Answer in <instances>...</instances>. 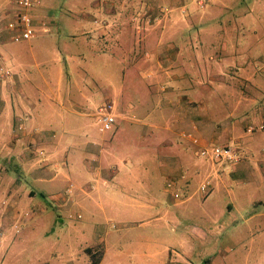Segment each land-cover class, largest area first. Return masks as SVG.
Masks as SVG:
<instances>
[{"label":"rangeland","instance_id":"obj_1","mask_svg":"<svg viewBox=\"0 0 264 264\" xmlns=\"http://www.w3.org/2000/svg\"><path fill=\"white\" fill-rule=\"evenodd\" d=\"M199 1L39 0L30 11L34 21L46 22L47 31L40 32L36 38L16 45L32 49L37 55L38 66L28 57L32 72L30 81L35 82V86L39 88L38 71L47 75L51 83L48 88L43 89L54 90L50 95L60 93L58 101L64 108L61 104L54 108L58 113L53 118L54 121L56 120L57 128L53 127L52 133L51 130L47 131V134L45 131L43 133L41 130L44 127L39 126L27 130L25 127L20 129L16 124L13 125V132L19 129L21 130L19 133L25 131L41 139L46 137L44 145H37L34 149V143L30 140L32 136L29 135L22 143V147L25 151L29 149L31 156L28 154L27 160L32 167L48 162L43 164L45 167L48 166V172L42 177L50 178L56 174L60 176L52 182L34 179L31 176L33 170L28 164L22 166V163L9 157L7 150L0 149V168L4 172L3 177H12L10 182L12 186L15 183L21 185L24 199L29 197L30 189H34L31 205L35 207L40 203L45 209L44 212H35L31 216L33 212H22L26 207L22 205L20 199L16 202L17 213L22 215L21 217L28 216V220L23 223L25 227L27 222L28 227L26 233L20 230L18 233L20 239L17 242L19 249H11L12 254L6 256L3 264L43 262L56 264L67 259L73 260L75 264H85L83 260L85 252H82L80 257L78 254L80 244L85 241L87 235L86 229L84 232H77L73 227L77 214L57 211L55 202L51 200L53 195H49L50 190L54 193L64 191L62 193L66 196L68 193L72 195L78 192L75 187L72 188L71 179L65 180L62 177L66 173L73 179L76 174L83 177L87 175L84 183L81 184L85 187L94 185V189L100 188L108 193H116L121 188H143L140 190H146L145 193L149 197L154 190L164 195L159 198L166 201L169 206V213L161 218L162 222L172 223V220L184 218V225L179 226L176 232L184 230L191 235L198 234L196 230L204 227L206 220L202 216L201 191L198 190L199 187L196 191L197 183L194 185L195 193L192 197L184 205L176 206L170 196L173 194L174 186L167 187L168 182L158 168L157 156L165 154L164 150L151 147L149 137L143 135L146 134L143 130L144 127H147L148 132H151L153 127H189L185 125V121H180L181 118L186 119L187 124H192L191 127H202L203 124H198L200 119L194 116L195 111H193L198 109L197 101L200 97L205 99L212 111L222 106L221 102L224 101L225 96L218 93L221 88L216 80L217 75L223 72L219 70L225 68L223 65L227 64L228 60L219 65L217 52L220 56L223 55L224 59L232 54L231 49L226 52L222 50L225 47L222 44L224 32L230 31L229 39L233 40L241 51L244 50L243 56L247 55V45L248 49L253 50L250 45L253 37L248 38L249 31H255L262 39L257 46L264 45V0H203L204 7L199 6ZM11 6L8 0H0V16H6ZM173 45L181 51L180 58H177L179 54L171 49ZM26 53L31 54L28 50ZM57 69L61 73L56 74ZM185 73L187 81H190V77L194 80L195 91L192 96L195 100L192 102L186 101L185 98L180 99L186 92L171 80L173 75ZM224 73L228 74V71L224 70ZM241 73L244 75L242 69L240 75ZM214 75L216 80L213 81ZM56 76L58 81L55 80ZM56 81H60L57 89ZM240 82L239 89L247 93L250 91L249 93H256L259 96L260 90L264 91V84L249 87ZM181 86L185 89L191 87L190 84ZM32 90L35 104L42 103L40 106H43L44 99L39 90L37 88ZM45 93L49 95V92ZM53 97L50 96L48 99L52 105L55 104ZM105 102L113 105L116 124L111 130L101 131L96 110ZM185 108L187 113H184ZM255 108L254 104L250 105V112L253 113ZM42 109H45V106ZM239 117L244 121V115ZM169 118L173 121L170 124H168ZM190 119L195 123L187 122ZM57 120H61V126L71 131L64 132L63 137H59L65 144L64 155L59 156L56 153L58 158L56 160L57 146L54 140H58L57 136H61ZM8 132L10 133V129ZM189 135L192 139L197 137L194 132L183 129L182 136L191 140ZM1 136L0 134V141L4 139L2 142H7L6 135L4 138ZM87 143L100 145L99 154H105L108 163L111 162V165L117 167L116 173H112L113 181L105 186L103 181L97 182L95 179L97 169L103 167V160L96 162V157L87 155L84 147ZM196 143H198L197 139L194 144ZM232 147L238 151L235 146ZM99 149L97 148L96 152ZM86 157L91 163L84 162ZM33 162L35 163L30 164ZM144 171L150 176L151 183H158L155 186L157 189L152 186L148 189ZM155 177L158 180H155ZM256 181L244 186L247 192L239 198L241 209L247 210L250 207L252 211L254 208L264 210V186L257 189L258 180ZM140 184L141 187L138 186ZM164 185L168 191L165 190ZM176 186L178 187L177 184L175 188ZM182 191L179 190L181 196H183ZM249 194L260 196L263 203L249 204L247 197ZM215 196L217 200L220 196L226 200L223 192H218ZM15 200L18 198L16 197ZM2 201L9 203L7 197L2 198L0 203ZM184 206L189 208L182 213ZM80 214L84 218L83 221L89 224L92 223L91 220L95 221L86 211ZM94 215L98 222L103 220L101 213L95 212ZM242 216H246V212L239 215L237 212L229 214L226 211L220 225L215 228L220 233L216 238L218 243L214 245L195 243L190 262L192 264H264V229L259 226L254 229L257 219L247 223L243 221ZM17 225L20 226L19 223ZM164 231L168 236L172 234L173 229L164 228ZM127 247L130 246H125ZM59 250H63L64 257H58ZM216 250L219 252L217 253ZM104 262L103 264L117 263L112 258ZM122 264H139V261L130 255Z\"/></svg>","mask_w":264,"mask_h":264},{"label":"crops","instance_id":"obj_2","mask_svg":"<svg viewBox=\"0 0 264 264\" xmlns=\"http://www.w3.org/2000/svg\"><path fill=\"white\" fill-rule=\"evenodd\" d=\"M46 31L47 28L45 30L40 28L37 35L40 32L45 33ZM229 32H224L222 44L225 47L222 50L226 52L231 49L232 54L224 59L223 55L220 56L217 52V63L222 65L225 60H228V63L223 65L224 69L219 70L223 72L221 75H217V80L215 75L212 76V80H216L220 85L221 90H217L218 93L225 96L224 101L221 102L222 106L212 111L211 107L207 106L205 99L200 97L197 101L198 109L193 111H195L194 116L200 119L198 120V124H203L202 127H191L193 126L192 124H187L186 119L183 120L181 118L180 121H185V125L189 127H153L151 132H148L147 127H144L143 130V132H146L143 135L149 137V145L151 147L164 150L165 154L157 156L159 160L158 168L160 174L164 176L165 181L169 182L171 180L173 182V193L178 192L179 194V197L170 194L176 206L184 205L192 197L193 193H195V190L193 191L195 183H197V191L203 182L209 181L208 192H200L202 216L206 220L204 227L196 230L198 234L191 235L190 232L184 230L176 232L179 226L184 225V218L172 220L171 224L169 222H162L161 218L169 213V206L166 201L159 198L163 194L160 195L154 190L151 191L149 197L145 193L146 190H140L143 188H121L116 193H108L106 190L102 191L100 188L94 189V185L85 187L84 184H81L84 183L87 175L83 177L80 174H76L74 175L77 178L74 177L75 181L66 173L62 177L65 180L71 179L72 188L75 187L78 192L72 195H68V193L66 196L62 193L64 191L54 193L50 190L49 195H53V199L51 200L55 202L54 205L57 211L63 213L74 212V214H77L78 217L73 225L77 232H84L86 229L87 235L85 241L80 244L78 254L80 257V254L85 252V257L83 258L85 264H90L91 261L90 254L86 250L87 248L92 249L95 253L101 252L98 264L105 263L104 261L109 258L116 261V264H122L130 255H133L139 261V264H192L190 256L195 243L200 244L202 242L208 245L218 243L216 238L220 233L215 228L220 225V221L226 211L229 214L237 212L239 215L242 212H246V216H242L244 222L249 223L257 219V225H254V229L256 226L264 229V210L254 208L252 211L250 207L245 210L241 209L239 205L240 196L247 192V188H244L245 185L254 183V181L257 182L256 180H258L257 189L264 186V128L260 129V125H264V91L260 90L259 96H257L256 93L251 94L249 93L250 91L247 93L238 87L240 81V83L247 84L249 87L264 84V45L257 46V43L261 42L262 39L255 31H249L248 38L253 37V41L250 43L253 50L248 49L247 45V55L243 56L244 50L241 51L238 45L229 39ZM20 42H11L4 36L0 43V65L12 72L10 77L0 78V134L2 135L1 138H4L5 135L7 138V142L5 143L2 142L4 139L0 141V145H2L0 149L2 151L7 150L9 157L16 162L22 163L23 166L24 164L29 165L27 159H29L28 154L30 155L29 149L25 151L22 147V143L26 141L25 138L31 135L30 140L33 141V147L36 149L37 145H44L46 137L41 139L31 133H25V131L19 133L21 131L19 129L13 132V125H19L20 129L25 127V130L33 126L44 127L41 130L43 133L45 131L47 134V131L50 132V130L52 133L53 127H56V120L54 121L53 118L55 115H58L54 108H56V105L59 107L60 104L62 108L64 106L58 101L60 93L50 95V92L54 90L43 89L48 88L51 83L47 75L38 71L40 75V81H38L39 88L35 86V82L30 81L32 72L30 71L31 65L29 66L28 57L38 66L37 55L32 52V49L16 45ZM256 47L258 48L255 49ZM171 49L174 53L179 54L176 56L177 58L182 56L180 55L181 51L175 45ZM26 50L30 51L31 54H27ZM241 69L242 72L244 71V75L243 73L240 75ZM224 70L228 71V74L224 73ZM58 73H61L59 69H57L56 74ZM186 77V73L183 75H173L171 80L183 92L187 93L182 95L180 99L185 98L187 99L186 101L192 102V100H195L194 96H192L195 91L193 89L194 80L189 76L190 81H187ZM51 78L53 77L51 76ZM55 80L58 81L57 76ZM183 80L186 81L184 82ZM59 83L60 81L56 83V89ZM182 84H190L191 87L185 89L182 88ZM32 88L39 90L42 99H44L43 106H40L42 103L35 104V101H33ZM45 92H49V95ZM50 96H54L55 104L53 105L55 107H53L52 102H48ZM253 104L256 108L252 113L249 107ZM44 106L45 109H42ZM187 112L185 108L184 113ZM173 115L175 114L173 113ZM240 115L245 116L244 121L239 117ZM57 122L60 125L59 129L61 132V136H57L58 138L63 137L64 132L71 131L63 127V125L61 126V120H57ZM172 122L171 118H169L168 124ZM187 122L195 123L192 119ZM198 124L196 123V125ZM249 125H252V131H248ZM9 129L10 133L8 132ZM183 129L194 132L197 136L194 138L197 139L198 143L194 144L195 142L192 139L188 140L183 137ZM55 141V145L57 146L55 159L57 160L56 153L59 156H63L65 144L61 142L60 138L58 140L55 139ZM76 143L78 144V142ZM94 144L87 143L84 147L87 150V155L97 158L96 162L103 160V167L101 166L102 168L97 169L95 179L97 182L103 181L105 186L110 181H113L112 173H116L117 167L111 165V162L108 163L107 156L102 153L101 155L99 154L101 150L99 149L100 145ZM217 144L235 146L241 154V159L235 163H229L226 161H213L197 154L198 149L201 147ZM197 147L198 149H196ZM97 148L99 150L96 152ZM35 162L30 164H34ZM84 162L89 164L91 160L86 157ZM46 163L48 162H42L37 167L29 165L28 167L33 170L31 176L39 181H56L60 176L58 174L50 178L42 177V175L48 172V166L45 167L43 165ZM144 172L148 189L151 186L157 189L155 186L158 183H151L150 176L146 171ZM3 175L4 172L0 168V200L7 197L9 201L4 214L0 217V221H2L0 227L4 231V235L0 236V264H3L9 253L12 254L11 249H19L17 242L20 239L18 235L20 230L22 229L21 232L25 233L27 231L28 224L26 222V226L24 227L23 223L28 220V216L21 217L22 215L20 216L17 213L16 202L21 200L22 205L26 207L25 209L23 208L22 212H33L31 216L35 212L45 211L44 206L40 203L35 207L31 205L32 195L35 193L34 189H30L29 197L24 199L25 195L21 191V185L15 183L12 186L10 183L12 177H3ZM155 180H158L157 177H155ZM175 184L178 185L179 190H183L182 195L186 197L181 196L178 187L176 186L175 188ZM138 186L141 187V184ZM240 186H242L241 189ZM164 188L167 190L165 185ZM218 192H223L226 200H223L221 196L217 200L215 195ZM16 197L18 200H15ZM247 197L249 204L257 205L256 202L258 204L263 203V199L260 196L249 194ZM188 208V206L182 207V213L186 212ZM82 211L88 212L90 217L95 219V221L91 220V224L83 221L84 218L80 214ZM95 212L101 213L103 217L101 222H98V219L95 218ZM17 223L20 225L18 232L13 227ZM164 228L173 229L172 234L167 236ZM127 245L130 247L125 248ZM216 251L217 253L219 252L218 250ZM57 254L59 255L58 257H64L63 250H59ZM72 261L67 259V261L63 260L61 263L56 264H75ZM41 264H47V262Z\"/></svg>","mask_w":264,"mask_h":264},{"label":"built area","instance_id":"obj_3","mask_svg":"<svg viewBox=\"0 0 264 264\" xmlns=\"http://www.w3.org/2000/svg\"><path fill=\"white\" fill-rule=\"evenodd\" d=\"M11 3V9L7 11L6 16H0V43L5 36L11 42H20L30 40L37 36L39 28H46V22L34 21L30 11L38 4L39 0H8ZM200 7L205 6V2L200 0L198 2ZM1 57V52H0ZM12 72L0 65V78L10 77ZM113 105L110 102H105L101 106L97 107V117L100 123L99 130H111L116 123V115L113 111ZM20 128V127H19ZM264 125H260V129H263ZM252 126L248 127V131H252ZM190 137V135H189ZM192 139V137H190ZM196 142V139H192ZM197 154L201 157L211 159L213 161H226L229 163H235L241 159V155L238 151L227 144H217L213 146H203L198 149ZM167 187H173V182L169 181ZM69 189H67L68 191ZM199 190L202 193H206L209 190V182L201 184ZM175 197H179L178 192H174ZM7 204L6 201L0 203V217L4 214V210ZM2 221H0V225ZM15 231L20 230L17 224L13 225ZM4 235L3 229L0 227V236Z\"/></svg>","mask_w":264,"mask_h":264},{"label":"trees","instance_id":"obj_4","mask_svg":"<svg viewBox=\"0 0 264 264\" xmlns=\"http://www.w3.org/2000/svg\"><path fill=\"white\" fill-rule=\"evenodd\" d=\"M87 252L90 254V257H91V261H90V264H98L100 258H101V252H97L95 253L92 249L90 248H87L86 249Z\"/></svg>","mask_w":264,"mask_h":264}]
</instances>
